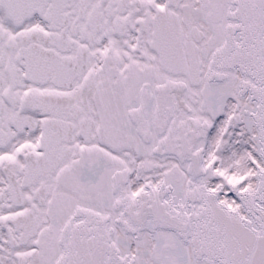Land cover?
Instances as JSON below:
<instances>
[{
  "label": "snow or ice",
  "instance_id": "snow-or-ice-1",
  "mask_svg": "<svg viewBox=\"0 0 264 264\" xmlns=\"http://www.w3.org/2000/svg\"><path fill=\"white\" fill-rule=\"evenodd\" d=\"M0 264H264V0H0Z\"/></svg>",
  "mask_w": 264,
  "mask_h": 264
}]
</instances>
